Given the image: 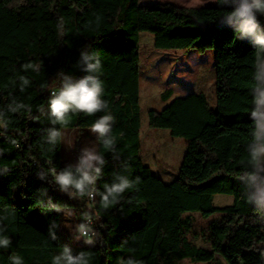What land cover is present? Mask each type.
Returning a JSON list of instances; mask_svg holds the SVG:
<instances>
[{"label":"trees","instance_id":"16d2710c","mask_svg":"<svg viewBox=\"0 0 264 264\" xmlns=\"http://www.w3.org/2000/svg\"><path fill=\"white\" fill-rule=\"evenodd\" d=\"M148 1L0 0V107L9 102L11 93L31 106L33 117L27 112L9 114L8 135H0V169H10L0 176V223L6 228L2 234L12 241L8 249H0V264H11L13 254L20 255L24 264H52L64 244H70L74 254L89 253L90 264H119L128 258L142 264H179L183 259L264 264V221L243 198L244 188L235 178L251 140L249 89L255 50L221 23L229 9L217 0L200 7ZM142 32L154 36L152 46L139 44ZM82 50L96 53L101 60L102 99L115 118L112 132L119 160L98 142L97 151L107 160L98 187L102 190L116 174L133 181L119 204L108 210L97 204L101 219L94 225L100 234L95 246L71 243L70 236L62 237L61 227L59 239H50L49 223L54 220L62 226L64 214L43 208L39 201L47 198L38 190H46L67 209L83 208V204L36 176L40 168L47 170L49 160L57 170L66 166L62 140L54 151H48L45 143V129L51 126L45 85L60 71L85 75L77 66ZM30 62L41 64L40 70L24 71L22 65ZM202 62L215 71V109L204 93L194 90ZM141 67L148 80L165 89L164 100L179 93L162 110L148 113L151 128L167 129L188 141L180 172L168 183L154 175L140 155ZM21 75L31 81L23 92ZM104 114L71 115L66 126L57 127L90 129ZM9 138L18 140L20 147L9 143ZM217 194L235 200L216 207L213 196ZM193 212L204 218L220 216L208 228L210 250L186 237L193 222L184 215Z\"/></svg>","mask_w":264,"mask_h":264},{"label":"clouds","instance_id":"9594fccd","mask_svg":"<svg viewBox=\"0 0 264 264\" xmlns=\"http://www.w3.org/2000/svg\"><path fill=\"white\" fill-rule=\"evenodd\" d=\"M217 3L229 9L222 16L221 23L231 28L238 39L247 41L255 50L254 71L249 89L252 97L248 114L252 125L251 140L246 145L247 158L242 162V171L235 178L244 188L243 198L253 206L256 217L264 221V22L261 19L264 17V0H217ZM77 66L86 74L82 77H74L60 71L50 84L45 85L49 93L47 109L51 124L45 129V143L50 146L48 151H54L63 138V133L57 125L61 128L66 126L71 115L83 113L94 116L97 113H105L91 124L90 132L114 159L119 160L116 139L112 132L115 118L109 111L108 103L102 99L104 87L98 75L102 68L101 60L96 53L82 50ZM22 68L24 71L29 69L39 71L41 64L30 62L22 65ZM30 83L27 77L19 76L21 92ZM39 111H44L43 106ZM21 112H27L29 118H33L31 106L9 93V102L0 107V130H3L0 131V135L5 137L8 135L12 123L9 114ZM9 143L16 148L20 147L16 139L9 138ZM47 163L49 165L47 170L40 168L36 172L37 178L47 184H54L60 193L67 195L69 199L79 200L83 204V209L79 213V222L74 228L68 224L64 225L70 228L71 240L95 246L100 234L94 225L101 219L97 204L103 210L119 204L123 194L133 187V181L125 175L116 174L111 183L103 184L101 190L98 187V181L103 177L107 160L95 147L87 145L80 148L75 163H69L59 170L51 160ZM9 171L8 168L0 169V176L7 175ZM38 191L41 197L47 198V202L44 199L39 201L43 208L50 212L63 213L67 218L75 215L71 210L54 202L46 190ZM60 227L61 225L54 220L49 223L48 234L51 240L59 239L57 231ZM5 231V226L0 223V249H8L12 243L9 236L2 234ZM89 255L85 251L74 254L70 244H64L62 251L52 257V264H90ZM261 258L264 259V251H261ZM9 260L11 264H24L23 258L18 254L10 255ZM119 264H142V262L128 258L121 259Z\"/></svg>","mask_w":264,"mask_h":264},{"label":"rangeland","instance_id":"374dc122","mask_svg":"<svg viewBox=\"0 0 264 264\" xmlns=\"http://www.w3.org/2000/svg\"><path fill=\"white\" fill-rule=\"evenodd\" d=\"M153 2H170L179 6L200 7L215 3V0H149L147 4ZM154 36L149 32L140 33L139 44L141 46H152ZM145 67L140 69V107H141V126H140V155L143 163L149 166L154 175L159 176L164 182L173 181L179 174L184 155L188 148V141L181 137H174L167 129L151 128L149 125L148 113L150 110H162L170 101L179 96L174 92L169 100H164L162 94L165 89L148 80L145 76ZM196 93H204L207 97L211 109L216 107V75L215 71L208 68L205 63L198 65L197 77L194 82ZM62 138V162L67 165L75 163L78 152L81 147L87 145L98 148L96 136L90 132V129H63ZM235 198L231 195L217 194L213 196V205L216 207H225L232 205ZM83 208H70L75 215L72 218L64 216L61 226V235L67 239L70 235V228H74L78 223L79 213ZM193 222L192 230L186 234L189 241L200 248L210 250L206 237L208 228L212 221H217L219 215H212L204 218L198 212L184 215ZM73 244H78L70 240ZM217 261L223 262L217 257ZM179 264H214L206 262H192L190 259H183Z\"/></svg>","mask_w":264,"mask_h":264}]
</instances>
